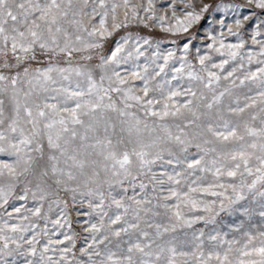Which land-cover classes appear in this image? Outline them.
<instances>
[{"label":"snow or ice","instance_id":"obj_1","mask_svg":"<svg viewBox=\"0 0 264 264\" xmlns=\"http://www.w3.org/2000/svg\"><path fill=\"white\" fill-rule=\"evenodd\" d=\"M257 9L0 0V264H264Z\"/></svg>","mask_w":264,"mask_h":264},{"label":"rangeland","instance_id":"obj_2","mask_svg":"<svg viewBox=\"0 0 264 264\" xmlns=\"http://www.w3.org/2000/svg\"><path fill=\"white\" fill-rule=\"evenodd\" d=\"M159 2H163V0H159ZM225 2L243 3L244 0H225ZM238 11L241 13V15H248L252 10L245 8V9L238 10ZM256 13H257V15H264V14H262L260 12L259 9L256 10ZM213 15L216 17V19H225L226 23H231L232 19H233V16L236 15V12L230 11L226 15L222 14V13H217V14H212V15L206 14L205 19H203L192 30V33L194 35H196V37H197V39L194 41V43L197 46H201L202 47L201 40L204 37V34H205L206 31H209V30H212V29H215L217 32L219 31V25L213 19ZM253 28H254V25H250L247 28L246 34H245V38L246 39L248 38V34H250V32L252 31ZM136 30H140V29H136ZM150 31L151 30H146V29L142 30V34L148 35ZM225 31H226V29H225ZM164 35L165 34L160 33L158 30L155 33H153L154 38H157V39L163 37ZM178 42L180 44H183L184 43V39H181ZM228 42H236V38L235 37H228ZM250 43L251 42L249 40V45H250ZM172 47H174V45L172 43H170L169 41H167V40L164 43H162V48H172ZM253 67H255V66H253ZM222 217H223L224 225L232 223L236 219L235 217H229L226 214H222ZM201 226L202 225H198V227H201ZM222 230L223 231H227L228 229H227V227H223Z\"/></svg>","mask_w":264,"mask_h":264}]
</instances>
